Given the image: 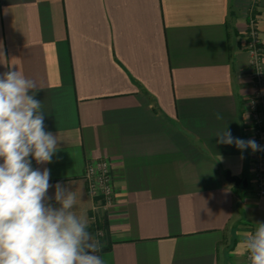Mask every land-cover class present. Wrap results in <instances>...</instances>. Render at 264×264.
I'll list each match as a JSON object with an SVG mask.
<instances>
[{
	"label": "crops",
	"instance_id": "crops-1",
	"mask_svg": "<svg viewBox=\"0 0 264 264\" xmlns=\"http://www.w3.org/2000/svg\"><path fill=\"white\" fill-rule=\"evenodd\" d=\"M251 20L264 42V0H0V75L36 82L59 139L52 162L32 166L50 169L49 197L57 183L76 194L104 264L247 263L264 196L252 149L217 134L250 137ZM101 159L114 185L107 213L94 212L85 176Z\"/></svg>",
	"mask_w": 264,
	"mask_h": 264
},
{
	"label": "clouds",
	"instance_id": "clouds-1",
	"mask_svg": "<svg viewBox=\"0 0 264 264\" xmlns=\"http://www.w3.org/2000/svg\"><path fill=\"white\" fill-rule=\"evenodd\" d=\"M37 90L20 70L0 75V264H104L101 242L73 211L76 194L57 183L49 197L50 169L32 166V160L51 163L59 141L45 130ZM217 136L241 151L262 150L255 140L232 137L227 127ZM256 225L243 245L250 264H264V223Z\"/></svg>",
	"mask_w": 264,
	"mask_h": 264
},
{
	"label": "built area",
	"instance_id": "built-area-1",
	"mask_svg": "<svg viewBox=\"0 0 264 264\" xmlns=\"http://www.w3.org/2000/svg\"><path fill=\"white\" fill-rule=\"evenodd\" d=\"M248 31L244 34L242 41L248 54L253 91L244 98L246 113L244 124L249 130V140H255L262 149L252 152L250 170L255 193L264 196V43L257 34L254 20H251ZM85 176L88 191L96 202L93 207L94 212L109 210L114 205L110 161L101 159L89 162ZM98 234L102 235L103 231L99 229ZM246 264H250L249 259Z\"/></svg>",
	"mask_w": 264,
	"mask_h": 264
},
{
	"label": "water",
	"instance_id": "water-1",
	"mask_svg": "<svg viewBox=\"0 0 264 264\" xmlns=\"http://www.w3.org/2000/svg\"><path fill=\"white\" fill-rule=\"evenodd\" d=\"M227 179L230 182L235 183L236 185H242L244 187H247L249 184V181L247 179V177H241V176H237V175H232L230 173H227Z\"/></svg>",
	"mask_w": 264,
	"mask_h": 264
},
{
	"label": "rangeland",
	"instance_id": "rangeland-1",
	"mask_svg": "<svg viewBox=\"0 0 264 264\" xmlns=\"http://www.w3.org/2000/svg\"><path fill=\"white\" fill-rule=\"evenodd\" d=\"M255 28H256V27H255ZM248 30H249V28H248ZM248 30H247L246 32H249ZM246 32H245V33H246ZM257 34H258V36H259L260 39H261V36L259 35V33H257ZM261 40H263V39H261ZM262 42H263V41H262ZM263 43H264V42H263ZM105 212L107 213L108 210H105ZM98 230H99V229H98V227L96 226V227H94V231H93V232H94V234H95L98 238H102L104 233H103L102 235H99V234H98ZM248 255H249V254L247 253V257H248Z\"/></svg>",
	"mask_w": 264,
	"mask_h": 264
}]
</instances>
